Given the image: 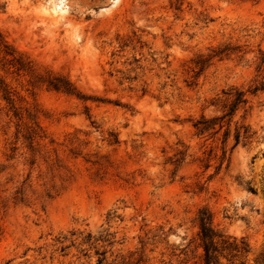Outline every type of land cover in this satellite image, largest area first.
<instances>
[{"label":"rangeland","instance_id":"1","mask_svg":"<svg viewBox=\"0 0 264 264\" xmlns=\"http://www.w3.org/2000/svg\"><path fill=\"white\" fill-rule=\"evenodd\" d=\"M202 209L264 264V0H0V264H202Z\"/></svg>","mask_w":264,"mask_h":264},{"label":"trees","instance_id":"2","mask_svg":"<svg viewBox=\"0 0 264 264\" xmlns=\"http://www.w3.org/2000/svg\"><path fill=\"white\" fill-rule=\"evenodd\" d=\"M56 86L58 88H60L61 86L59 84H56ZM66 89H69L67 87H65ZM259 88L256 87L255 90H258ZM5 97L7 99H9V95L5 94ZM247 102V98L245 97V94L243 91H238L235 94V99L232 103V105L230 106V110L227 111L226 113H224L221 116L212 118V119H207V118H202L201 120L197 121L194 126L197 127L199 129L200 132H204L208 129L211 128H215L216 122L214 121H218L221 120V122H223L225 120V118L227 116H232L235 111L237 110L238 106L240 104L246 103ZM248 130H246L245 133H247ZM241 138V132L239 131L236 134V144L239 143ZM198 224L200 226V238L202 240V246L204 247V263L202 264H211L215 258V253L219 250L218 247V240H221L223 235L218 233L214 226H213V215L212 213L207 210V209H202L199 212L198 215ZM93 238L92 233L90 232L84 239L85 242H89L91 239ZM97 239H101V238H97ZM223 243H225V245L227 244L226 240H223ZM247 245V244H246ZM228 246H230V243L228 244ZM239 248L237 245L234 246V249ZM244 248V247H242ZM105 252V251H104ZM103 252H99V250L97 251V254H101ZM104 258H99L98 263H102Z\"/></svg>","mask_w":264,"mask_h":264}]
</instances>
